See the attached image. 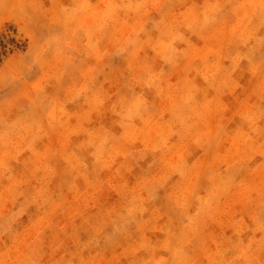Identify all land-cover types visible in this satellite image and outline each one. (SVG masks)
Here are the masks:
<instances>
[{"label":"rangeland","instance_id":"374dc122","mask_svg":"<svg viewBox=\"0 0 264 264\" xmlns=\"http://www.w3.org/2000/svg\"><path fill=\"white\" fill-rule=\"evenodd\" d=\"M0 264H264V0H0Z\"/></svg>","mask_w":264,"mask_h":264}]
</instances>
